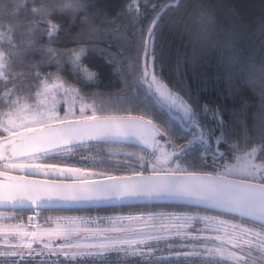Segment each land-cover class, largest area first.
Returning <instances> with one entry per match:
<instances>
[{
    "label": "snow or ice",
    "instance_id": "6c2138e0",
    "mask_svg": "<svg viewBox=\"0 0 264 264\" xmlns=\"http://www.w3.org/2000/svg\"><path fill=\"white\" fill-rule=\"evenodd\" d=\"M16 7L46 19L57 8L74 16L79 5L18 0ZM167 7L152 9L155 18L146 35L144 29L137 32L135 56L122 57L126 63L114 69L131 80L125 82V105L111 111L88 103L81 89L59 75L40 79L42 65L54 63L60 71L64 58L40 46L38 29L0 32L7 45L0 51V80L7 89V110L0 112V264H61L60 258L79 264L112 253L149 264H264V164L254 162L257 151H264V106L256 136L248 133L244 111L233 114L232 131L226 132L230 125L219 109L201 108L186 89L164 82L152 50ZM49 23L45 33L51 36L58 26ZM79 23L82 30L95 31L89 18ZM85 54L78 48L65 55L78 80L94 82L98 74L83 64ZM36 55L39 61L33 60ZM14 64L26 71L11 72ZM249 80L264 100V69H253ZM201 112L211 115L215 128L204 123ZM222 142L240 153L236 163L220 161ZM82 150L95 153L82 157L88 163L68 159ZM117 157L123 159L111 164ZM135 204L191 207L66 214L36 222L44 210L73 213ZM17 210L32 213L27 223Z\"/></svg>",
    "mask_w": 264,
    "mask_h": 264
},
{
    "label": "trees",
    "instance_id": "16d2710c",
    "mask_svg": "<svg viewBox=\"0 0 264 264\" xmlns=\"http://www.w3.org/2000/svg\"><path fill=\"white\" fill-rule=\"evenodd\" d=\"M20 2L32 4V0H20ZM69 2L79 5L74 16L57 8L46 19H41L28 11L17 9L9 15L8 26H5L14 29L17 35L19 32L38 29L40 46L44 49L52 48L64 58L60 71L54 63L42 65L41 80L49 73L53 77L59 75L66 84L81 89L87 101L95 103L97 108L110 111L122 108L125 105L122 98L129 95V88L125 86V82L128 80L130 83L131 78L121 76L120 72L114 69L126 63L121 61L122 57L135 56L137 32L144 29L146 35V27L149 26L151 19L155 18L152 9L155 8L158 12L168 6L166 14H162L158 20L161 26L156 31L152 50L156 70L159 71L164 82L170 87L175 85L177 90L186 89L187 96L198 102L201 108L206 104L209 108L219 109L222 118L230 125L225 129L226 132L232 131L233 114L244 111L248 133L256 136L260 127L259 112L264 106V100L257 87L251 84L249 76L253 69L261 70L255 58L264 56V0H210L220 19L225 23L235 22L240 33L238 44L240 55L227 68L215 52L209 53L197 47L190 39L193 28L192 14L200 0H69ZM85 17L94 23L95 31L89 32L86 27L82 30L79 22ZM49 22L58 26L51 36L45 33V29L50 27ZM6 48L7 45L3 42L0 51H6ZM78 48L86 50L82 58L83 64L98 74L94 82L78 80L76 73L71 70L70 63L67 62L65 54ZM40 59L39 55L33 57L34 61ZM141 62H143L142 54ZM21 71H26V66L15 64L12 66L11 72ZM227 78L232 79L231 85ZM32 83L35 85L36 81ZM4 84L5 81L0 80V112L7 110L5 96L7 89ZM8 87H11L10 83ZM201 118L208 127L215 128V122L210 114L205 115L201 112ZM216 134L218 135L219 132L217 131ZM218 147L224 152V156L220 157L222 163L232 162L240 154L231 147L230 143L222 142ZM246 150L251 151V147ZM90 155L95 153L82 150L75 152L68 159L77 163H88L82 157ZM257 158L264 159V151H257ZM122 159L123 157H117L110 163L115 165ZM120 167L126 165L121 163ZM190 207L138 204L90 208L73 213L46 210L40 213L36 222L43 225L49 216L66 214L97 217L147 214ZM17 212L23 216L24 223H27V217L32 215L28 211ZM177 242L169 241V243ZM160 247L164 249L163 254L166 255L168 252L166 244L162 243ZM61 264L66 262L61 259ZM79 264H149V262L140 257L112 253L107 259L85 258L80 260Z\"/></svg>",
    "mask_w": 264,
    "mask_h": 264
},
{
    "label": "clouds",
    "instance_id": "9594fccd",
    "mask_svg": "<svg viewBox=\"0 0 264 264\" xmlns=\"http://www.w3.org/2000/svg\"><path fill=\"white\" fill-rule=\"evenodd\" d=\"M18 0H0V27L8 26L9 15L15 12ZM190 39L194 45L209 53L215 52L227 68L233 55H240V33L235 22H223L210 0H200L192 14ZM255 58V57H254ZM259 68L264 69V56L255 58Z\"/></svg>",
    "mask_w": 264,
    "mask_h": 264
},
{
    "label": "rangeland",
    "instance_id": "374dc122",
    "mask_svg": "<svg viewBox=\"0 0 264 264\" xmlns=\"http://www.w3.org/2000/svg\"><path fill=\"white\" fill-rule=\"evenodd\" d=\"M8 29L9 28H6V27H0V32H6V31H8ZM4 41H0V45L3 43ZM154 63H155V61H154ZM155 70H156V66H155ZM88 103H92V102H89V101H87ZM238 155H240V154H238ZM237 155V156H238ZM237 156H236V158L234 159V161H232V162H229L228 164H234V163H236L237 162ZM254 162L255 163H257V164H264V159H258L257 158V153H256V155H255V157H254ZM54 217V216H53ZM5 223H9L8 221H5ZM38 223V222H37ZM83 235V234H82ZM1 258L2 257H0V260H1ZM62 260H63V258H61Z\"/></svg>",
    "mask_w": 264,
    "mask_h": 264
},
{
    "label": "water",
    "instance_id": "95a60500",
    "mask_svg": "<svg viewBox=\"0 0 264 264\" xmlns=\"http://www.w3.org/2000/svg\"><path fill=\"white\" fill-rule=\"evenodd\" d=\"M135 205H138V204H135ZM109 206H114V205H109ZM101 207H107V206H101ZM91 208V207H90ZM90 208H87V209H90ZM99 208V207H98ZM17 211H19V210H17ZM44 211H46V210H44Z\"/></svg>",
    "mask_w": 264,
    "mask_h": 264
},
{
    "label": "flooded vegetation",
    "instance_id": "af4514ba",
    "mask_svg": "<svg viewBox=\"0 0 264 264\" xmlns=\"http://www.w3.org/2000/svg\"><path fill=\"white\" fill-rule=\"evenodd\" d=\"M258 255V254H257Z\"/></svg>",
    "mask_w": 264,
    "mask_h": 264
}]
</instances>
